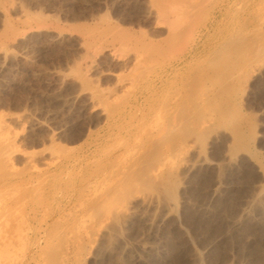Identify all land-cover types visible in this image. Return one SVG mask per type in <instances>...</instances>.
<instances>
[{
  "label": "rangeland",
  "instance_id": "obj_1",
  "mask_svg": "<svg viewBox=\"0 0 264 264\" xmlns=\"http://www.w3.org/2000/svg\"><path fill=\"white\" fill-rule=\"evenodd\" d=\"M195 3L0 0V262L264 264V0Z\"/></svg>",
  "mask_w": 264,
  "mask_h": 264
},
{
  "label": "bare ground",
  "instance_id": "obj_2",
  "mask_svg": "<svg viewBox=\"0 0 264 264\" xmlns=\"http://www.w3.org/2000/svg\"><path fill=\"white\" fill-rule=\"evenodd\" d=\"M168 1L169 0H149V2H150V4H151V6H152V8H155L156 10H157V14L159 15V17H160V19H161V22H162V24H163V27H159V28H157L152 34H154V35H156V36H161V34H164L165 32H167V34H168V37H167V40H165V41H160V42H155V41H153V40H150L149 38H148V36H146V34L144 33H142V34H140V36L139 35H136V34H133V33H130V34H128L129 36L128 37H131V38H135V39H137V41L139 40H141L142 41V44H143V47H145L144 49H146L147 50V53H145V55L146 54H148V52H149V50H154V52H156V53H161V52H167V51H172L173 49L175 50V51H177V52H179L180 54H181V56H183V53L185 52V50H186V52L188 53L189 52V47H188V40H189V38H190V35H191V32L189 31V27H190V22L188 21V20H194V18L195 17H197V16H199L202 12H203V5H201V4H199V5H197L196 3V7L193 9V10H190V11H187V10H189V7L186 9V13H182L180 10H178L177 8L175 9V8H170L169 7V5H167L166 6V3H168ZM201 1V0H200ZM203 1V0H202ZM173 4V3H172ZM172 6V5H171ZM187 6V5H186ZM221 6H223V4L221 5ZM174 7V6H173ZM191 7H194V5H192ZM190 7V8H191ZM155 10V11H156ZM185 10V9H184ZM217 12V10L216 11H214V15H215V13ZM214 15H213V17H214ZM220 15V14H219ZM219 15H217L216 14V16H215V18L216 17H218ZM103 16H101V18H102ZM36 18V17H35ZM193 18V19H192ZM37 19V18H36ZM214 19V18H213ZM215 20V19H214ZM5 25H7V24H5ZM111 27V26H110ZM117 26H115V27H112V28H110L111 29V33H116V34H118L119 32L121 33V29L119 30L118 28H116ZM201 29H203V27L201 28ZM10 30V29H9ZM128 32H130V31H128ZM135 33V32H134ZM96 34V33H95ZM151 34V35H152ZM127 35V34H126ZM156 36H154V37H156ZM126 37V36H125ZM88 44V43H87ZM89 47V46H88ZM32 49V48H31ZM145 50V51H146ZM203 51V42L202 43H199V44H197V46H196V50H195V56H198L199 54H201V52ZM151 52V51H150ZM150 52H149V54H150ZM144 53V52H143ZM168 53V52H167ZM166 53V54H167ZM137 54V53H136ZM203 54V53H202ZM139 55V54H138ZM152 55H153V53H152ZM154 55H155V53H154ZM158 55V54H157ZM165 55V54H164ZM138 57V56H137ZM136 57V58H137ZM140 57H142V55H139V58ZM147 57H149L150 58V55L149 56H147ZM156 57H158V56H156ZM162 57V56H161ZM135 58V59H136ZM139 58H137V61H139L140 59ZM155 58V56L153 57V59ZM139 59V60H138ZM147 59V58H146ZM151 59V58H150ZM142 59L139 61V62H141L142 63ZM148 61H149V59H148ZM151 61V60H150ZM137 63V62H136ZM135 63V64H136ZM143 63H144V61H143ZM145 63H146V61H145ZM186 63H187V57H182L181 58V61H179V65L178 66H180V65H183V66H185L186 65ZM147 64V63H146ZM140 65V64H139ZM133 66V65H132ZM145 66V65H144ZM143 68V67H142ZM139 69V68H138ZM177 68H173V67H165V69L163 70V71H166V72H164V73H162L161 74V76H163L164 74V76H163V78L164 77H166L167 79L169 78V76L170 75H172L173 74V72L176 70ZM182 69V68H181ZM140 70H141V68H140ZM179 70V69H178ZM141 72H142V70H141ZM139 73H140V71H139ZM149 80V79H148ZM151 81V80H150ZM163 81V80H162ZM157 85L158 84H156L155 85V88L156 89H158L157 88ZM159 87V86H158ZM150 91V90H149ZM142 95H143V93H142ZM153 95V94H152ZM138 101H140V99H137V102ZM150 102V101H149ZM136 103V102H135ZM184 105V104H183ZM185 106V105H184ZM138 107V106H137ZM136 107V108H137ZM183 108V107H182ZM168 109V108H167ZM165 110V109H164ZM168 111V110H167ZM177 113V114H176ZM175 113V115H173L172 116V118H171V120H170V122L168 123V125L166 126V128H165V130L167 131V134H169V132H170V130H173V128L175 129V128H179V127H183L184 125H185V122L186 121H188V120H190L189 118H188V112H187V110H182L181 111V108L179 109L178 108V110H177V112ZM157 115V114H156ZM194 117V116H193ZM160 118V117H159ZM188 119V120H187ZM159 122V121H158ZM188 122H190V121H188ZM186 124H188V123H186ZM193 124V123H192ZM191 125V124H190ZM202 125V124H201ZM117 126V125H116ZM187 126V125H186ZM185 128V127H184ZM186 128H188V127H186ZM191 128V127H190ZM177 130V129H176ZM238 131V130H237ZM6 134V133H5ZM166 134V135H167ZM171 134V133H170ZM165 135V137H168V136H166ZM171 140H172V138H171ZM4 143V142H3ZM173 143V142H172ZM124 144V143H123ZM122 144V145H123ZM2 147H3V145H2ZM138 147V146H137ZM153 147V148H152ZM158 147V146H157ZM157 147H155V146H153V144H152V146H151V148L149 149L150 150V152H149V154H148V156H147V159H148V161L147 160H145V163H146V161L147 162H149V159L150 160H155L156 159V157H157V154H158V149H157ZM171 147V146H170ZM234 148V147H233ZM160 152V151H159ZM233 153V152H232ZM169 155V154H168ZM172 155V154H171ZM146 156V155H145ZM171 157V156H170ZM7 160H8V158H6ZM122 159V158H121ZM140 159H141V157H140ZM5 160V159H4ZM157 160V159H156ZM155 160V161H156ZM2 161V160H1ZM6 161V160H5ZM10 162V161H9ZM144 162V161H143ZM143 162H142V164H143ZM153 162V161H152ZM6 163H8V162H6ZM2 164H3V162H2ZM138 166L139 165H137V168H138ZM136 167V166H135ZM144 166L142 165V168H143ZM140 168V167H139ZM145 168V167H144ZM8 169V168H7ZM149 169V168H148ZM2 172V171H1ZM9 173V172H8ZM7 173V174H8ZM16 174V173H15ZM145 174V173H144ZM6 176V175H5ZM154 176V175H153ZM148 177V176H147ZM171 183V182H170ZM173 184V183H172ZM223 185V184H222ZM168 186H170L169 185V183H168ZM175 186H177V185H175ZM173 188V187H172ZM174 189V188H173ZM172 189V190H173ZM212 189V188H211ZM167 190V189H166ZM169 190V189H168ZM167 190V191H168ZM175 191V190H174ZM167 193V192H166ZM172 193V192H171ZM171 193H170V195H171ZM176 194V193H175ZM169 195V194H168ZM171 197V196H170ZM207 225V224H206ZM0 241H2V240H0ZM4 241V240H3ZM3 243V242H2ZM7 249V248H6ZM5 249V251H7ZM8 249H10V248H8ZM1 250H3L2 248H1ZM1 250H0V253H1ZM12 250V249H11ZM4 252V251H3ZM9 252V251H8ZM7 252V253H8ZM6 253V254H7ZM5 255V254H4ZM7 256V255H6ZM5 256V257H6ZM4 257V258H5ZM8 258H6L5 260H7V259H9V257L10 256H7ZM3 258V257H2ZM3 258V259H4ZM2 259V262H0V264H4L5 263V260H3ZM6 264V263H5Z\"/></svg>",
  "mask_w": 264,
  "mask_h": 264
}]
</instances>
